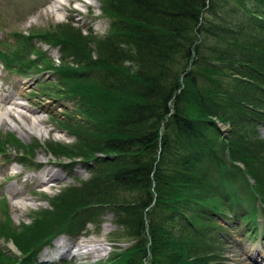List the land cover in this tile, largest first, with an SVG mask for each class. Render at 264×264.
<instances>
[{"label": "trees", "instance_id": "16d2710c", "mask_svg": "<svg viewBox=\"0 0 264 264\" xmlns=\"http://www.w3.org/2000/svg\"><path fill=\"white\" fill-rule=\"evenodd\" d=\"M100 3L109 20L104 37L61 24L27 36L13 33L14 60L0 51L10 72L56 75L61 96L77 103L86 132L74 131V149L52 143V154L78 151L69 162L91 171L87 181L53 201L63 216L75 210L72 227L70 218L44 209L10 239L22 244L25 259L32 244L79 235L86 218L102 207L130 244L115 248L104 264H211L225 240L223 229L211 223L235 221L233 211L254 229L261 211L255 203L244 210L228 185L242 180L262 201L264 160L255 159L264 147L257 131L264 125V0ZM35 41L59 48L57 65L33 48ZM26 46L34 60L26 58ZM218 123L229 126L226 136ZM6 137L18 145L13 135ZM32 148L19 161H32Z\"/></svg>", "mask_w": 264, "mask_h": 264}, {"label": "rangeland", "instance_id": "374dc122", "mask_svg": "<svg viewBox=\"0 0 264 264\" xmlns=\"http://www.w3.org/2000/svg\"><path fill=\"white\" fill-rule=\"evenodd\" d=\"M58 2L64 6H58L59 9L54 11L52 6ZM61 24L80 28L83 35L97 38L104 37L109 28V20L102 16L100 0L70 2H65V0H0V51L5 52L11 60H14L17 57L15 55L17 51L9 45L16 43L12 38L13 33L27 36L31 30L47 29ZM33 45L35 50L39 49L42 53H47L48 59L52 60L55 65L58 64L62 56L58 47L48 49V46L41 41H35ZM26 48L29 50L26 58L34 60L36 54L29 46ZM68 60L71 62L70 58ZM12 63L14 67H17L16 61ZM62 89L58 78L52 71L41 70L25 77L15 71L10 72L4 69L0 61V96L5 102H8V96L12 98L6 104L0 103V114L5 116L7 111L11 113L10 117H4L6 125L0 122V140L4 141L5 148L4 152L0 151V234L7 236V238H0V264H22L25 261H28L26 264H104L115 248L124 250L130 247L129 242L121 236V229L114 225L112 214L106 209H101L102 207L86 218L84 230L79 235L68 237L69 234L62 233L60 238L54 237L50 245L35 246L32 244L27 251V253L31 252V255L25 259L20 257L22 244L19 245L10 239L12 234L31 226L36 215L44 209L48 210V216L54 215L60 219L70 218L67 222L72 227L75 210L69 209L68 214L64 213L63 216V211L57 212L53 208V201L61 197L63 193L77 188L91 177L88 164L78 163V160L74 163L69 162L68 158L77 155L78 151H70L71 154L67 157L52 154L53 144L74 149L79 145L74 131L86 132L85 120L77 110V103L61 96ZM13 103L19 104L20 108L14 106ZM228 131L229 128L223 134L226 136ZM257 131L264 137V125L258 126ZM8 134L13 135L18 141L17 146L8 137L4 138ZM29 146L33 147L32 161H19L24 155L25 148ZM257 150L260 152V157H257L255 161H260V158L264 160V147L262 150L260 148ZM9 159H15L20 165L12 163ZM37 164L41 168L35 167ZM45 164H50V166L47 167ZM254 165H256L255 162ZM46 167L57 173L58 179L40 178V174L45 171ZM18 173H22L21 178L17 176ZM261 173H264V166L261 167ZM33 177L36 179L31 180ZM241 181L232 180L228 186L234 188V192L242 201L244 210L254 203L261 210L258 218L263 222L260 223L257 220L259 223L254 229L257 231L261 224H264V186L258 188L262 195V203L259 198L255 201L247 185ZM12 189L23 192V195L13 198ZM208 204L213 206L214 201ZM228 206L235 205L230 203ZM237 207H240L242 211L239 212L242 214L243 207L238 205ZM230 218H234L235 221L227 224L222 221L211 223L216 225L215 229L217 226L223 229L221 236L225 239L224 243L221 242L223 243L222 249L218 256H211V264H264V244L262 250L249 249V254L254 255L252 259L257 260V263H253L245 252L246 249L252 248L248 246L249 242L255 244L258 236L252 233L253 238L250 239L249 234L245 232L246 229L248 232L252 228L248 229L247 226L238 222L233 211L230 213ZM245 234L246 237H244ZM32 239L33 237L26 240L25 246ZM72 249L77 256L70 259L67 254ZM15 259L18 263L13 262Z\"/></svg>", "mask_w": 264, "mask_h": 264}, {"label": "bare ground", "instance_id": "6f19581e", "mask_svg": "<svg viewBox=\"0 0 264 264\" xmlns=\"http://www.w3.org/2000/svg\"><path fill=\"white\" fill-rule=\"evenodd\" d=\"M70 1H76V0H65V2H70ZM80 1V0H79ZM58 6L59 7H63L64 6V4H62L61 2L59 3H57L56 5H53L52 7L54 8V11L56 10H58L59 8H58ZM62 9V8H61ZM68 10V9H67ZM60 11V10H59ZM70 11V10H69ZM74 11V10H73ZM20 94V93H19ZM21 95V94H20ZM12 98H9V100H8V102L11 100ZM0 101H2V100H0ZM8 102H5V100L3 99V101H2V103L3 104H6V103H8ZM13 105L14 106H16V107H18V108H20V105L19 104H17V103H13ZM10 111H7L4 115L5 116H3V114H0V122H2V124H4V125H6L7 124V122H6V120L4 119V117H10ZM24 119V118H23ZM43 122V121H42ZM38 125V124H37ZM47 167L48 166H50V164H45ZM45 168L44 170L45 171H43L41 174H40V178H44V179H47V178H52V179H56L57 178V173H54L52 170H49L48 168ZM21 174L22 173H18L17 174V176L19 177L20 176V178H21ZM34 179H36L35 177H33V178H31V180H34ZM51 179V180H52ZM58 179V178H57ZM18 180H20L19 178H18ZM30 180V181H31ZM21 181V180H20ZM32 182V181H31ZM35 182V181H34ZM41 185H43V183L41 184ZM11 188H13V186H11ZM12 197L13 198H19V197H21L23 194V192L21 193V191H14V189H12ZM84 248H89V247H84Z\"/></svg>", "mask_w": 264, "mask_h": 264}, {"label": "water", "instance_id": "95a60500", "mask_svg": "<svg viewBox=\"0 0 264 264\" xmlns=\"http://www.w3.org/2000/svg\"><path fill=\"white\" fill-rule=\"evenodd\" d=\"M218 127H219L220 131L223 133V132H225L227 130L228 126H224L223 124L219 123Z\"/></svg>", "mask_w": 264, "mask_h": 264}]
</instances>
